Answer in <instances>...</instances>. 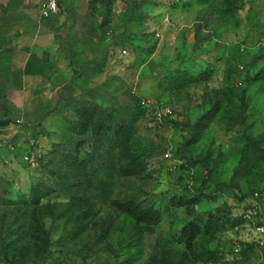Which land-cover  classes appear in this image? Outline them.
<instances>
[{
	"label": "rangeland",
	"instance_id": "1",
	"mask_svg": "<svg viewBox=\"0 0 264 264\" xmlns=\"http://www.w3.org/2000/svg\"><path fill=\"white\" fill-rule=\"evenodd\" d=\"M87 9L0 73V264H264V0Z\"/></svg>",
	"mask_w": 264,
	"mask_h": 264
},
{
	"label": "crops",
	"instance_id": "2",
	"mask_svg": "<svg viewBox=\"0 0 264 264\" xmlns=\"http://www.w3.org/2000/svg\"><path fill=\"white\" fill-rule=\"evenodd\" d=\"M91 1L59 0V11L50 18L71 13L86 14ZM0 19L7 21L0 26V54L11 57L14 66L10 73L13 89L30 91V85L42 82L45 74L40 67L32 71L33 62L42 60L40 53L58 42V34L43 21L35 0H0Z\"/></svg>",
	"mask_w": 264,
	"mask_h": 264
},
{
	"label": "built area",
	"instance_id": "3",
	"mask_svg": "<svg viewBox=\"0 0 264 264\" xmlns=\"http://www.w3.org/2000/svg\"><path fill=\"white\" fill-rule=\"evenodd\" d=\"M37 6L39 7L41 17L43 19H48L51 15L56 14L59 11V0H37ZM166 112L170 114L168 109H166ZM162 113H165L163 109L155 110V115L158 119L161 118ZM254 230L261 237H264V223L254 224Z\"/></svg>",
	"mask_w": 264,
	"mask_h": 264
},
{
	"label": "trees",
	"instance_id": "4",
	"mask_svg": "<svg viewBox=\"0 0 264 264\" xmlns=\"http://www.w3.org/2000/svg\"><path fill=\"white\" fill-rule=\"evenodd\" d=\"M88 63L87 59H83L79 64L76 60L71 62V67L78 71L77 76L80 74L84 68V66ZM14 70V66L12 64L11 57L0 54V73L5 77V84L2 87L3 91H9L13 89V84L11 81L10 73ZM66 84V83H65ZM39 124V121L36 122V125Z\"/></svg>",
	"mask_w": 264,
	"mask_h": 264
}]
</instances>
